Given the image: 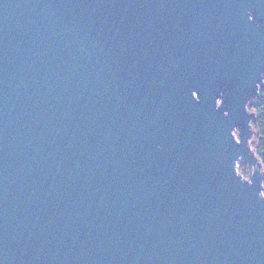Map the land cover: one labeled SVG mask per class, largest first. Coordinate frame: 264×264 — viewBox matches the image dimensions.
<instances>
[{"label": "water", "instance_id": "obj_1", "mask_svg": "<svg viewBox=\"0 0 264 264\" xmlns=\"http://www.w3.org/2000/svg\"><path fill=\"white\" fill-rule=\"evenodd\" d=\"M263 85L264 0H0V264H264Z\"/></svg>", "mask_w": 264, "mask_h": 264}, {"label": "trees", "instance_id": "obj_2", "mask_svg": "<svg viewBox=\"0 0 264 264\" xmlns=\"http://www.w3.org/2000/svg\"><path fill=\"white\" fill-rule=\"evenodd\" d=\"M250 110L255 113V120L252 123L256 132L253 149L264 171V85L259 92L258 99L250 106Z\"/></svg>", "mask_w": 264, "mask_h": 264}, {"label": "rangeland", "instance_id": "obj_3", "mask_svg": "<svg viewBox=\"0 0 264 264\" xmlns=\"http://www.w3.org/2000/svg\"><path fill=\"white\" fill-rule=\"evenodd\" d=\"M251 112H253L252 110H250Z\"/></svg>", "mask_w": 264, "mask_h": 264}]
</instances>
